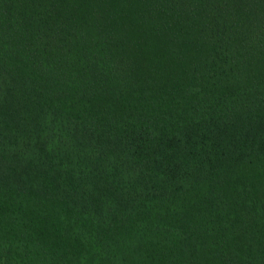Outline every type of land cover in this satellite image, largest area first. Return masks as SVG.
<instances>
[{"label":"trees","instance_id":"trees-1","mask_svg":"<svg viewBox=\"0 0 264 264\" xmlns=\"http://www.w3.org/2000/svg\"><path fill=\"white\" fill-rule=\"evenodd\" d=\"M0 264H264V0H0Z\"/></svg>","mask_w":264,"mask_h":264}]
</instances>
